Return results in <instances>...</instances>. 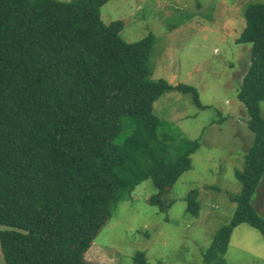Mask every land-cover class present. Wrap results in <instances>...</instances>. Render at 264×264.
<instances>
[{
  "label": "trees",
  "instance_id": "obj_1",
  "mask_svg": "<svg viewBox=\"0 0 264 264\" xmlns=\"http://www.w3.org/2000/svg\"><path fill=\"white\" fill-rule=\"evenodd\" d=\"M111 0H0V246L6 264H92L85 260L119 203L152 179L148 203L167 213L163 197L192 168L200 141L159 138L154 103L188 84L148 79L153 44L120 35L122 21L105 24L100 9ZM236 40L251 44L239 100L254 143L236 178V210L219 230L205 264L225 258L234 229L248 224L264 239V218L251 199L264 176V3L245 10ZM175 149V157L171 150ZM200 191L186 198L199 216ZM167 219V218H166ZM133 264H148L137 253Z\"/></svg>",
  "mask_w": 264,
  "mask_h": 264
},
{
  "label": "rangeland",
  "instance_id": "obj_2",
  "mask_svg": "<svg viewBox=\"0 0 264 264\" xmlns=\"http://www.w3.org/2000/svg\"><path fill=\"white\" fill-rule=\"evenodd\" d=\"M254 3L264 0H111L100 9L105 24L122 21L120 35L127 43L152 34L148 79L196 87L205 109L196 105L192 94L174 89L154 103L159 138L170 144L200 141L192 168L163 197L174 201L167 213L148 203L158 192L153 180L139 184L119 203L85 254L86 261L133 264L135 254L144 253L148 264H205L215 236L234 216L231 197L242 190L236 172L243 171L254 143L246 107L238 98L251 44L236 42L246 26L245 10ZM260 112L264 118V101ZM176 152L172 149L171 156ZM193 190L200 191L199 216L188 211L186 198ZM251 205L264 218V176ZM225 258L229 264H264L262 235L248 224L237 226ZM0 264H6L1 246Z\"/></svg>",
  "mask_w": 264,
  "mask_h": 264
}]
</instances>
